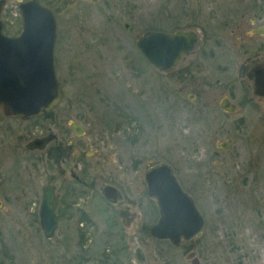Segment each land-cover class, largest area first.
I'll return each instance as SVG.
<instances>
[{
    "label": "rangeland",
    "instance_id": "obj_1",
    "mask_svg": "<svg viewBox=\"0 0 264 264\" xmlns=\"http://www.w3.org/2000/svg\"><path fill=\"white\" fill-rule=\"evenodd\" d=\"M42 1L57 18L55 66L63 96L46 116L0 117V201L8 211L0 209V264H187V248L174 249L137 231L158 219L145 175L161 164L173 169L199 211L217 221L205 252L197 240L205 264H264V226L258 225L264 220V188L244 181L264 180V101L239 105L233 114L211 103L221 94L235 104L254 98L245 73L264 61V37L243 32L253 17L264 26V0ZM4 30L13 35L20 26ZM187 30L198 32L202 44L184 72L162 74L137 49L148 32ZM70 122L83 128L81 137ZM47 136L54 139L44 150L25 149ZM257 148L263 154L254 160ZM112 179L128 195L142 190L141 218L128 229L97 190ZM49 184L63 196L51 240L43 237L32 204ZM245 199L254 203L255 232L219 222L222 210L234 215L222 206Z\"/></svg>",
    "mask_w": 264,
    "mask_h": 264
},
{
    "label": "water",
    "instance_id": "obj_2",
    "mask_svg": "<svg viewBox=\"0 0 264 264\" xmlns=\"http://www.w3.org/2000/svg\"><path fill=\"white\" fill-rule=\"evenodd\" d=\"M1 7L0 3V14ZM20 14L22 28L15 37L3 33L0 18V107L9 117L29 120L50 113L63 95L54 63L57 20L50 8L38 0L22 4ZM123 24L127 30V22ZM136 45L153 68L167 72L177 66L183 55L195 51L199 38L191 31H153L142 35ZM247 78L254 81V94L264 97L262 65L252 68ZM233 109L226 110L233 112ZM71 127L77 136H82L80 126L71 124ZM53 139L52 136L37 138L26 147L32 151L43 150ZM146 182L148 194L156 200L159 211V219L151 228L152 237L172 244L193 237L202 227L203 219L193 199L177 182L171 167L167 164L155 167L147 173ZM112 189L107 187L103 192L106 194ZM58 204L55 187H43L39 223L46 239L54 238L58 229Z\"/></svg>",
    "mask_w": 264,
    "mask_h": 264
},
{
    "label": "flooded vegetation",
    "instance_id": "obj_3",
    "mask_svg": "<svg viewBox=\"0 0 264 264\" xmlns=\"http://www.w3.org/2000/svg\"><path fill=\"white\" fill-rule=\"evenodd\" d=\"M9 1L10 0H0L1 6H2L1 7L0 18H1V21H2V24H3V28L5 29V27H7V26H12V25H15V24L19 25L20 28H21V26H22V18H21V14H20V7H21L22 4H24L26 2H29V1H32V0H16L14 3H10ZM38 1L41 2V4L45 5L46 7H49L52 10V8L49 5H47L45 2H43L42 0H38ZM255 23H256V18L255 17L251 18L250 19L249 28H247L246 31L243 32L244 36H246V37H254V36L264 37V26H260V25L256 26ZM4 29H3V32L5 31ZM238 30H240V27L238 28ZM187 31L194 32L195 34H197V36L199 38V45L196 46L195 51L193 53H187V54L183 55L181 57L179 63L177 64V66L175 68H173L172 70H170V71L161 72V71H159L157 69H155V70H157L158 72H160L162 74H167V73L168 74H176L177 71L184 72L187 69V67L190 65L189 62L187 61V59L189 57L193 56L197 52V50L199 49L200 45L202 44L201 43L202 37L199 35L198 32L192 31V30H187ZM18 33L13 34V35H7V34L6 35L9 36V37H15ZM239 37L240 36L238 35V38ZM252 64L253 65L250 67V69L246 71L245 77L248 80V82L251 84L252 96L254 98H252V99L243 98L240 101V102H242V104L241 103H237V104L233 103L230 100V98L224 97L223 94H221V97L219 99H216V98L212 99L211 103L213 105H217L224 114L236 113L239 110V105L241 106V105L251 104L252 102H256V103L260 104L259 102L264 101V97H260V96H257V95L254 94V88H253L254 81L253 80L250 81L247 78V73L252 68H254L255 66L262 65V67L264 68V61H256V62H253ZM194 97H195V95H190L189 96V98L191 100ZM232 108H234L233 112H230V111L226 110V109L231 110ZM0 117H2L3 119L4 118L5 119H20L22 121H27V120L22 119L21 117H9V116L5 115V113H4V111L2 110L1 107H0ZM71 124H76L78 126H80V125L77 124V123H74V122H70L69 123V127L71 128L73 134L75 136H77L75 134V131L71 127ZM82 131H83V128H82ZM77 137H81V136H77ZM227 145H228V143L222 144L220 146H216V148L217 149H222V148H225ZM25 149H27V147H25ZM58 149H59V154H60V151H61L63 153V155H65V152H63L62 149H60V148H58ZM258 149L259 148H257L255 150V152H254V155H253L254 156L253 157L254 160L258 159L263 154V152H258ZM27 150H29V149H27ZM29 151H32V150H29ZM214 154L217 155L218 151H215ZM63 155H61V157H60L61 166L65 162V157ZM255 155H257V157H255ZM75 160H76V158L73 159L72 162L75 161ZM135 171H137V169H135ZM70 177L75 181V183H77L79 185H83L84 184V182L79 178L78 175H76L73 172V170H70ZM120 178H121V175L119 177H117V180H120ZM112 180H113V182L108 181V182H103L102 184H99V186L97 187V190H98V193H100L101 197L103 198L105 204L107 206H109L110 208L113 207L114 215H115V217L117 219L120 220V223H121L122 227L124 229H128L129 226H131L135 221H137L139 218H141L142 210H141V208L139 206V202L141 201V198H142V190H140V192L137 191L136 196H133V194H135V193H134L133 190L130 189V194L132 193V195H128V194H126L124 192V189L119 186L117 180H114V179H112ZM244 181H246V183L248 184V187L259 186V187H263L264 188V180L263 179L254 180L253 178H251V179L244 180ZM145 182H146V175H145ZM258 183L260 185H258ZM49 185H52V186L55 187V193L59 196V204H58V207L56 209V215H58L59 209H60V207H61V205L63 203V196L58 191L59 188L57 186H55L53 184H49ZM94 186H95V183H94ZM94 186L92 188H94ZM107 187H110V188H113V189L108 191L105 194L103 191ZM146 187H147V182H146ZM252 191H254V189L253 190L250 189V192H252ZM262 191H264V189L261 190V188H260L259 192H262ZM64 192L65 193H69L68 190H65ZM138 193H140V195L137 198ZM147 195H148L149 199L152 202L155 203V200H153L148 194V188H147ZM41 196H40L39 200L34 199L32 201V204L35 207L33 209L35 210V212L37 211V213H38V220H39V213H40V206H41ZM132 199H135V200H132ZM193 200H194V198H193ZM194 202H195V205L197 206L195 200H194ZM2 203L3 202L0 201V209H3L4 212H8L7 208L5 206H2ZM36 203H38V204H36ZM252 206H254V203L252 201H250V200L246 201V199L244 201L236 200V201H233L232 203L226 204V205L222 206V208L223 209L226 208L227 210L230 209L231 212H233L234 215H231L229 211H223L222 210V212L220 213V221L219 222L220 223H224V226L227 225L228 228H230V230L232 228L238 230L239 228L250 226L251 228L254 229V232H255L256 222H254V216L251 214V211L253 212ZM114 207H116V208H114ZM30 209L32 210V208H30ZM240 210L242 211V216H239V211ZM32 213H34V212L32 211ZM199 213H200V215H201V217L203 219V225L200 228V230L193 237H190L189 239H181V241L178 244H172V243H170L167 240H158V239H155L154 237H152L151 228H152V226L154 224L157 223V221L159 219V212H158V219L152 226H150L149 228H144L142 226L140 228L137 227V231H138L139 235H142L143 232H145L146 234H149L151 236V238L154 239V240H157V242H159V241L160 242H166L169 245H171L174 249H180L182 247L187 248L188 252L186 253V256H185V261L187 262V264H205L207 261L206 260L204 261V259L202 257L199 258V256H198L197 240L198 239L200 240L199 248L203 247L204 248L203 251L205 252V249H207V244L210 241V238H209L210 233L212 234L214 232V229L217 230V228L215 227L217 225V221L214 218L212 220L208 219L207 214L204 213V212L201 213L199 211ZM225 214L229 215V216L225 217ZM258 225L264 226V220H262V221L260 220L258 222ZM209 227H211L210 230H209ZM204 230L208 231V233L203 236ZM252 232H253V230H252ZM229 233H235V232H229ZM136 234H137V232H136ZM236 236L238 237V235H236ZM238 240L239 239L237 238V241ZM227 242H228L227 245L230 247V242H229L228 238H227ZM168 262H169V264H176L177 260L172 259V260H169Z\"/></svg>",
    "mask_w": 264,
    "mask_h": 264
}]
</instances>
